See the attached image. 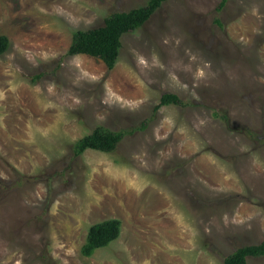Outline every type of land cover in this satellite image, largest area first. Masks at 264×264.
<instances>
[{
	"label": "rangeland",
	"instance_id": "rangeland-1",
	"mask_svg": "<svg viewBox=\"0 0 264 264\" xmlns=\"http://www.w3.org/2000/svg\"><path fill=\"white\" fill-rule=\"evenodd\" d=\"M149 1L0 0V264H224L262 242L264 0H168L113 69L69 55ZM167 93L183 103L155 110ZM100 126L125 132L117 149L76 156Z\"/></svg>",
	"mask_w": 264,
	"mask_h": 264
},
{
	"label": "trees",
	"instance_id": "trees-1",
	"mask_svg": "<svg viewBox=\"0 0 264 264\" xmlns=\"http://www.w3.org/2000/svg\"><path fill=\"white\" fill-rule=\"evenodd\" d=\"M166 1L168 0H150L143 7L110 15L102 27L77 31L73 36L69 55H88L102 60L109 69H113L120 57L123 37L142 28ZM227 2L228 0H223L222 7ZM9 47L8 37L0 35V57L9 50ZM182 103L183 101L178 95L167 93L162 96L161 103L155 110L162 106L181 105ZM124 136V131L114 132L103 126L97 127L90 135L75 144L74 153L76 156H80L88 150L103 153L114 152ZM121 227V221L117 219L93 225L89 230L82 254L89 257L95 251L109 246L119 238ZM255 257H264V238L260 244L237 249L225 258L224 264H249V258Z\"/></svg>",
	"mask_w": 264,
	"mask_h": 264
}]
</instances>
